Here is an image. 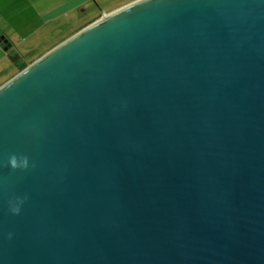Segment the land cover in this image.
Here are the masks:
<instances>
[{"label":"water","instance_id":"water-1","mask_svg":"<svg viewBox=\"0 0 264 264\" xmlns=\"http://www.w3.org/2000/svg\"><path fill=\"white\" fill-rule=\"evenodd\" d=\"M0 264H264V0L133 1L2 84Z\"/></svg>","mask_w":264,"mask_h":264},{"label":"crops","instance_id":"crops-1","mask_svg":"<svg viewBox=\"0 0 264 264\" xmlns=\"http://www.w3.org/2000/svg\"><path fill=\"white\" fill-rule=\"evenodd\" d=\"M133 1L137 0H0V45L4 47L3 41L9 44L2 49L14 54V64L20 66V46H30L27 48L34 50L32 56L42 46V52L34 57L37 60L103 14Z\"/></svg>","mask_w":264,"mask_h":264},{"label":"rangeland","instance_id":"rangeland-1","mask_svg":"<svg viewBox=\"0 0 264 264\" xmlns=\"http://www.w3.org/2000/svg\"><path fill=\"white\" fill-rule=\"evenodd\" d=\"M15 42H17V41H15ZM32 44H33V42H30L29 45H32ZM20 47L21 48L19 50H20L21 55L18 57L19 58L18 62L25 63V66L23 67V69L26 68L27 66H29L30 64H32L34 61H36V60H34V57L39 55L42 52L40 50L43 49V48H41L42 46L37 47L35 56H32L34 53V50H28V48H27L30 46L26 45V46H23V47L20 46ZM2 48H4V47H2L0 45V86L5 83L4 82L5 80L7 81V79H9L12 75H14L18 71L19 67L21 66V65L16 66L14 64V62H15L14 58H16L14 54L12 55V53H10V52L7 53ZM26 53H27V55H26ZM31 60H34V61H31ZM19 71H21V70H19Z\"/></svg>","mask_w":264,"mask_h":264},{"label":"clouds","instance_id":"clouds-1","mask_svg":"<svg viewBox=\"0 0 264 264\" xmlns=\"http://www.w3.org/2000/svg\"><path fill=\"white\" fill-rule=\"evenodd\" d=\"M4 166H10L13 170L22 169L26 170L29 167V159L27 156H17L16 154H11L8 157L7 163ZM27 200V196L17 197L15 200L9 201V210L12 214L18 215L21 211V205ZM11 236V234H10Z\"/></svg>","mask_w":264,"mask_h":264},{"label":"trees","instance_id":"trees-1","mask_svg":"<svg viewBox=\"0 0 264 264\" xmlns=\"http://www.w3.org/2000/svg\"><path fill=\"white\" fill-rule=\"evenodd\" d=\"M16 59H17V58H14V61H15ZM24 66H25V64L22 63V65L19 67L18 71H19V70H22Z\"/></svg>","mask_w":264,"mask_h":264},{"label":"flooded vegetation","instance_id":"flooded-vegetation-1","mask_svg":"<svg viewBox=\"0 0 264 264\" xmlns=\"http://www.w3.org/2000/svg\"><path fill=\"white\" fill-rule=\"evenodd\" d=\"M8 43L6 42L5 44H3V46H4V48H5V46L7 45ZM6 49V48H5Z\"/></svg>","mask_w":264,"mask_h":264}]
</instances>
